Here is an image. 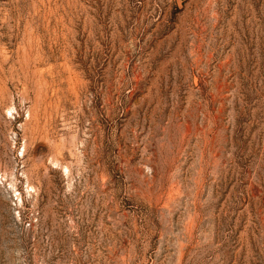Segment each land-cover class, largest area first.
<instances>
[{"label": "rangeland", "instance_id": "1", "mask_svg": "<svg viewBox=\"0 0 264 264\" xmlns=\"http://www.w3.org/2000/svg\"><path fill=\"white\" fill-rule=\"evenodd\" d=\"M0 264H264V0H0Z\"/></svg>", "mask_w": 264, "mask_h": 264}]
</instances>
